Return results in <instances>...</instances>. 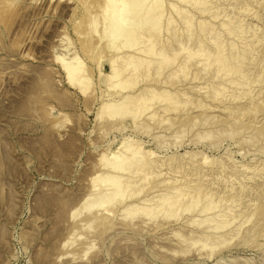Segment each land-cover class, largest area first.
I'll return each instance as SVG.
<instances>
[{
    "label": "rangeland",
    "instance_id": "obj_1",
    "mask_svg": "<svg viewBox=\"0 0 264 264\" xmlns=\"http://www.w3.org/2000/svg\"><path fill=\"white\" fill-rule=\"evenodd\" d=\"M91 1L0 0V264H264V0Z\"/></svg>",
    "mask_w": 264,
    "mask_h": 264
},
{
    "label": "bare ground",
    "instance_id": "obj_2",
    "mask_svg": "<svg viewBox=\"0 0 264 264\" xmlns=\"http://www.w3.org/2000/svg\"><path fill=\"white\" fill-rule=\"evenodd\" d=\"M87 0H85V2H86ZM93 1V0H92ZM91 1V2H92ZM96 1V0H95ZM100 4H101V2H103L104 3V5L103 4H101V5H103L104 6V11H105V13H106V15L108 14V13H110L111 14V18H110V21L109 22H111V25H110V23H106L108 26H112V27H110L111 29H113L112 30V32H111V30H110V32H109V34L111 33V37L113 38L112 39V43H115V41H114V39L115 38H121V36H124V38L126 39V41H125V39H124V41H125V45H127V44H132V42H134V44H135V42H136V40L139 38V37H141V36H137L136 34H138V30L142 27H144L145 26V24H149V25H147V26H150L151 28H153V29H156L157 27H158V23H159V21H160V19L162 18V16H163V13H162V11H161V7L163 6V2H162V0H97ZM193 2V1H192ZM205 2V1H204ZM88 3L89 4H91L89 1H88ZM87 2H86V5L88 4ZM95 3V2H94ZM188 3V2H187ZM203 3V2H202ZM207 3V2H206ZM195 4V3H194ZM201 4V3H200ZM101 5H94V6H97V7H94L95 9H97L98 10V7L99 6H101ZM103 6L102 7H99V8H103ZM153 6H156V8L154 9V7ZM193 6V5H192ZM181 7V6H180ZM94 9V10H95ZM164 9V8H163ZM87 10V9H86ZM96 10V11H97ZM101 10V9H100ZM101 11H103V9L101 10ZM122 11L123 12H125V16L124 17H122L121 16V13H122ZM101 13H103V12H101ZM100 13V14H101ZM105 13H103V15H105ZM137 13V14H136ZM204 13V12H203ZM138 15V16H140V19L138 18V22H136V23H132V25H129V27H127L126 25H127V20H129L130 19V15ZM99 15V14H98ZM102 15V14H101ZM105 15V16H106ZM109 15V14H108ZM183 15V14H182ZM92 16V15H91ZM137 16V17H138ZM191 16V15H190ZM214 16V15H213ZM95 17V16H94ZM96 17H97V15H96ZM103 18V17H102ZM101 18V19H102ZM107 18V17H106ZM133 18V17H132ZM107 19H109V17L107 18ZM191 19H192V17H191ZM127 21V22H126ZM187 21V20H186ZM101 22V21H100ZM161 22V21H160ZM189 23V22H188ZM99 24V23H98ZM105 24V23H104ZM144 25V26H143ZM146 27V26H145ZM144 27V28H145ZM149 29V28H148ZM153 29H151V30H153ZM106 30V29H105ZM141 30V29H140ZM139 30V31H140ZM151 30H148V31H151ZM98 32V31H97ZM137 32V33H136ZM150 37H151V35L150 34H148ZM148 35H147V38H148ZM94 36V35H93ZM110 37V38H111ZM150 37H149V39H150ZM158 38V37H157ZM122 39H123V37H122ZM152 40V39H151ZM93 41V40H92ZM96 42V41H95ZM116 42H118V41H116ZM97 43V42H96ZM95 43V44H96ZM109 44V43H108ZM107 45V44H106ZM117 45V44H116ZM152 45L153 44H151V43H149L148 44V46H146L147 48L145 49L146 50V54H151V53H148V52H151V50L152 49H154L153 47H152ZM98 46V45H97ZM118 46H119V43H118ZM134 46V45H133ZM112 46L110 45V48H111ZM115 47V46H114ZM96 48V47H95ZM135 48V47H134ZM156 48V47H155ZM119 49V48H118ZM115 50H117L116 48H115ZM154 51V50H153ZM162 50H159V52H161ZM100 52V51H99ZM125 52V51H124ZM158 51H156V53H157ZM131 53V52H130ZM153 53V52H152ZM101 54V53H100ZM126 54H128V53H126ZM158 54V53H157ZM160 54V57H161V55H162V53H159ZM164 54V53H163ZM203 54V53H202ZM118 55V54H117ZM130 57V59L132 58L131 57V55H129ZM154 56V55H153ZM155 56H156V54H155ZM164 57H165V55H163ZM162 56V58H164ZM193 57V56H192ZM129 59V60H130ZM57 60V59H56ZM97 60V59H96ZM166 60V59H165ZM167 61H169V60H167ZM74 62V63H73ZM72 63L73 64H75V65H73L72 63L71 64H68V65H66V63L63 65L64 66V68L63 69H65V72H66V78H67V80L69 81V82H77V80H78V82H79V84L81 83V82H83L84 81V76H81V78H79V77H77V78H79V79H76V76H80L79 75V73H78V71H79V62H78V59L76 60L75 59V61H73ZM125 62V61H124ZM143 62H145V61H143L142 59H138V58H136L135 60H133L132 61V59L129 61V64H132L133 65V67H134V69L136 70V69H138L139 68V66H141L142 65V63ZM120 65V64H119ZM159 65V64H158ZM120 66H122V65H120ZM111 67H112V65H111ZM159 67V66H158ZM118 67H112V70H111V73H110V75H111V77L113 76V77H118L119 76V70L117 69ZM81 71V70H80ZM79 71V72H80ZM82 78H83V80H82ZM76 79V80H75ZM117 79V78H116ZM119 81V82H118ZM117 82L118 83H115L117 86L119 85V84H121V81L120 80H117ZM82 84V83H81ZM115 85V86H116ZM154 96V95H153ZM155 98V97H154ZM151 101V100H150ZM111 105H112V103L111 102H109V104H104L103 105V107L104 106H106V108H111ZM105 108V107H104ZM124 108V107H123ZM168 109V108H167ZM107 110H109V109H107ZM111 110H112V108H111ZM111 114V113H110ZM111 116V115H110ZM117 154H119V153H117ZM114 155V159H113V161L110 163V161H109V163H110V165H112V168L114 169H116V168H121V167H124V168H126V165L127 164H125V162H127V160L129 159V157H122L120 154L119 155ZM120 159H122V160H120ZM107 161V160H106ZM120 161H122V162H124L123 164H122V162H120ZM139 161V160H138ZM137 161V162H138ZM140 162H142L141 160H140ZM134 163V162H133ZM128 164H130V163H128ZM142 166V165H141ZM100 176V175H99ZM114 175H112V176H110L109 175V178H108V176H103V177H106V178H104L105 180L108 178V180L107 181H112L111 179L112 178H115V177H113ZM96 178L98 177V176H95ZM91 178V179H93L92 181H95V180H97L98 178H101L102 176H100V177H98L97 179L96 178ZM111 177V178H110ZM129 177V176H128ZM103 178H101L100 180H102ZM91 181V180H90ZM99 181V180H98ZM106 181V182H107ZM114 181V180H113ZM113 181H112V183H113ZM96 182V181H95ZM95 182H94V184H95ZM108 183V182H107ZM114 183H115V181H114ZM94 184H92V186L94 185ZM109 184V183H108ZM123 184V183H122ZM121 183H120V181H119V183L118 182H116L115 184H113L115 187H116V190H115V192L114 193H112V194H106L104 197H103V201H102V204L104 205L105 203H110V202H112L113 201V199H114V197L116 196V194H118V196H119V194L121 195L122 194V192L124 191V186L122 185ZM125 184V183H124ZM94 187V186H93ZM126 187V186H125ZM114 196V197H113ZM89 197V196H88ZM91 197V198H90ZM89 198H87V199H85V201H83L82 203H83V208L85 209V208H88V209H90V208H92L93 206V204H94V199H93V197L92 196H90ZM170 197V196H169ZM95 198V197H94ZM160 200H161V198H160ZM163 200V199H162ZM170 199H168V197L166 198V199H164V201H163V203H165V204H170L171 205V203H173V202H171V201H169ZM101 204V205H102ZM92 206V207H91ZM163 206H164V204H163ZM166 206V205H165ZM82 207V206H81ZM79 208V206L77 207V209ZM82 208V209H83ZM205 208H207V207H205ZM87 209V210H88ZM207 209H209V208H207ZM203 210H206V209H203ZM74 212H76V210H74L73 209V212H72V214H74ZM75 215V214H74ZM206 219H208V218H206ZM210 219V218H209ZM208 219V220H209ZM224 222V221H223ZM216 226V227H215ZM214 227L215 228H217L218 229V226L219 227H221V225H215ZM214 228V229H215ZM68 242V240H64V242H63V245H65L66 243Z\"/></svg>",
    "mask_w": 264,
    "mask_h": 264
}]
</instances>
